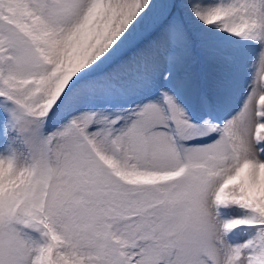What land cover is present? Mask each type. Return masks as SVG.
<instances>
[{
  "label": "snow or ice",
  "instance_id": "1",
  "mask_svg": "<svg viewBox=\"0 0 264 264\" xmlns=\"http://www.w3.org/2000/svg\"><path fill=\"white\" fill-rule=\"evenodd\" d=\"M0 264H264V0H0Z\"/></svg>",
  "mask_w": 264,
  "mask_h": 264
}]
</instances>
